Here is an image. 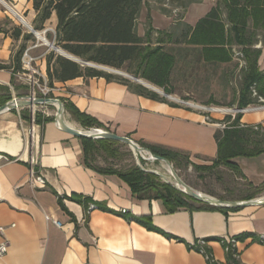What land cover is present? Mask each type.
Masks as SVG:
<instances>
[{
  "label": "crops",
  "instance_id": "0c3cea01",
  "mask_svg": "<svg viewBox=\"0 0 264 264\" xmlns=\"http://www.w3.org/2000/svg\"><path fill=\"white\" fill-rule=\"evenodd\" d=\"M189 5L181 6L183 11L177 20L169 18L163 27L168 30L175 26L172 42H167L165 47L173 49L176 59L170 88L171 94L178 96L172 101L177 106L140 95L115 79L79 76L53 83L52 96L63 99L66 121L77 128H90L74 118L65 107L68 103L117 134L179 151L194 164H209L216 156L215 132L224 128L223 117L213 121L206 114L177 102L185 96L178 94L176 83L223 84L231 75L235 59L211 68L198 62L199 69H189L190 62L197 58L190 47L177 43L186 26H194L199 19L187 18ZM159 14L151 10L155 29H162L159 18L163 14ZM35 16L36 12L33 20ZM8 23L13 24L9 19L0 22V63L11 67L0 68V84L10 88L11 97L27 96L29 72H13V56L23 34L31 31L21 27V35L15 39L11 31L16 25L8 27ZM144 32L145 23L144 29L137 30L140 36ZM26 44L28 51L40 46L36 40H28ZM257 47L261 49L258 66L264 71V43ZM48 52L32 55V62L43 78H46ZM32 108L25 106L0 113V155L3 156L0 225L4 227L0 242L4 240L8 244L0 264H209L198 251L200 239H207L203 244L205 250L221 264L227 262L222 241L236 240L239 235L243 237L235 244L238 264H264V204L227 213L187 207L168 211L163 199L140 197L120 176L102 174L88 167L82 138L59 129L48 112L41 113L40 122L34 116L31 121L30 116L25 129L18 114L21 109L32 112ZM239 123L264 127V106L241 113ZM29 130L33 134L37 170L46 180L44 185L28 182ZM96 159L95 164L103 165ZM232 161L238 165L244 182L263 186L255 197L263 195L264 151L256 156H236ZM91 205L95 207L90 208ZM45 215L59 221L60 227L46 221Z\"/></svg>",
  "mask_w": 264,
  "mask_h": 264
},
{
  "label": "trees",
  "instance_id": "16d2710c",
  "mask_svg": "<svg viewBox=\"0 0 264 264\" xmlns=\"http://www.w3.org/2000/svg\"><path fill=\"white\" fill-rule=\"evenodd\" d=\"M145 1L32 0V8L36 12L32 27L37 30L43 29L45 22L54 14L56 24L53 41L56 46L81 60L123 69L135 77L143 78L162 88L164 93L171 94L170 74L176 59L171 52L173 49L169 50L165 44L172 42L174 35L172 30L175 26L168 30L155 29L148 12L144 35H138L136 22ZM169 1L171 4L178 2L182 7L186 6L185 0ZM173 18L177 20L178 15ZM21 32L22 28L15 26L12 28L11 36L18 39ZM261 33L264 34V0H216L194 26H186L182 31V39L177 43H184L185 46L190 47L196 56L197 59L188 65L191 70L200 68L198 62H202L205 67L209 65L208 68H211V65L232 62L235 57L237 62L234 67L238 66L240 60L243 61L239 69L242 75L241 85L233 101L236 103L235 108L241 109L257 104L258 96L264 99V71L258 66L261 49L257 47L258 43H264V37L259 38ZM46 37H51V34L46 32ZM28 40H36L31 32H25L22 36V42L13 56V72H26L22 68V55ZM45 61L46 85L49 87L53 86L54 81H66L79 76L104 77L107 80H118L147 98L172 106L178 105L141 84L132 83L126 77L83 66L53 50L46 53ZM10 67V64L0 63V68ZM253 92L256 94L254 95ZM49 96L52 97V93ZM9 99H11L10 88L0 84V105ZM60 99L63 102V99ZM183 99L188 100L186 97ZM65 107L83 126L108 129L94 117L79 111L68 103ZM11 111H16V109ZM240 117L241 113L236 112L234 116L227 115L222 118L225 125L223 129L215 132L217 151L215 158L209 164H194L189 160L188 155L179 151L145 142L138 143L148 148L153 154L163 156L174 164H179L183 159L196 171L201 172H210L219 166H225L236 171L242 178L243 175L232 158L250 157L262 153L264 133L253 130L249 126H241ZM34 119L40 122L41 116L38 112H35ZM82 144L85 163L88 167L102 174L120 176L140 197L163 199L168 211H174L180 207L219 210L225 213L239 209L201 203L169 183H160L154 173L144 171L136 165L120 169L112 164L97 165L94 163L95 155L100 153L104 154L107 159L117 156L116 146L120 142L82 138ZM246 185L252 189V192L238 200L254 198L263 188V186H253L250 183ZM137 221L145 224L140 219ZM148 227L157 230L150 225ZM241 237L243 236H237L236 240ZM235 250L231 249L226 252V263L238 264L237 259L233 257ZM207 253L209 254V250Z\"/></svg>",
  "mask_w": 264,
  "mask_h": 264
},
{
  "label": "rangeland",
  "instance_id": "374dc122",
  "mask_svg": "<svg viewBox=\"0 0 264 264\" xmlns=\"http://www.w3.org/2000/svg\"><path fill=\"white\" fill-rule=\"evenodd\" d=\"M216 0H185V5L188 6L189 9H187V18L190 21L197 20L198 18L202 17L211 7V4H214ZM164 0H146L144 5L142 6L139 16L137 18L136 22V30L144 29V23L147 19V14L149 12L150 14V21H151V10L157 11L160 14V28L163 29L164 26H166V22H168L169 18L172 19L176 15H180V13L183 11L180 7L181 5L178 2H174L172 4L173 7H179L176 15H173L170 11L171 9L168 7L163 6ZM18 10L19 14L26 20L28 24L32 26L33 21V14L35 11H33L32 8V2L31 0H0V22L3 24V22L6 21V19H9L12 21L13 24L8 23V27H12L14 25L22 27L24 30L28 31V27L24 25L17 14L15 15L10 9ZM29 7V10L27 9ZM155 14V12H154ZM169 14V15H167ZM4 15V16H2ZM196 17V18H195ZM55 15L52 14V16L45 22L43 29H34L40 33V37L35 36L36 41L39 43V47L35 48L34 50H29V54L32 56L33 54L46 50L50 51L53 50L55 53L58 54V52L55 49H52L47 43H54V28L56 24ZM195 20V21H196ZM8 22V20H7ZM152 23V21H151ZM157 23V21H156ZM165 23V24H164ZM158 24V23H157ZM165 28V27H164ZM46 32H49L51 34V37H46ZM264 37V34L261 33L259 35V38L262 39ZM45 38V41L42 39ZM155 38V36H153ZM29 43V42H28ZM259 44V43H258ZM171 49V48H168ZM233 60L235 63L237 62V58H234ZM235 63L232 65L231 68V75L230 77L223 82V84L220 85H208L205 86L203 83L200 85L193 86L192 85H186L184 83H176V87L180 92H178L179 95L185 96L189 98L188 100H183L186 103H182L180 101V104L186 105L191 109L200 111L208 116L210 120H219L220 117H225L227 115H233L235 112V106L236 103H233L235 100V97L239 91L240 85H241V79L242 75L239 71L241 64L243 63L242 60H240V64L238 63L237 67L235 66ZM32 66L37 69V67L33 64ZM130 76L135 77L134 75H131L127 73L123 69H118ZM35 78H38L37 74H33ZM138 79H141L142 81L160 89L163 91L162 88L153 85L152 83L148 82L147 80L136 77ZM200 81H198L199 83ZM175 83V81H174ZM171 86V85H170ZM164 92V91H163ZM171 98L164 96L169 101H176L175 98H178L177 95L169 94ZM36 96H41L40 93L36 90ZM163 96V95H162ZM50 97V96H47ZM53 97V96H52ZM206 108H203V106ZM202 106V107H201ZM32 112L24 109L20 110V113L18 114V117L20 118L22 124L24 125L25 129H27V124L29 122L30 116H34L35 112H38L41 116V113L46 115L45 113H49L54 116L55 114V106L52 105H35L32 106ZM211 107H217L220 110L213 111L209 108ZM17 110V109H16ZM45 112V113H44ZM118 149V155L112 158H106L104 154L100 153L97 155V162H100L101 164H112L117 168L124 169L130 166H138L139 164L144 167L147 170H151L152 173H154L157 176V180L160 183H169L174 182V179L170 172L168 171V167L165 166L166 164L162 161H152L151 159H139L136 160L134 153L132 150L125 145L124 143H120L116 146ZM148 157V155H147ZM174 171L177 173V175L180 177V179L186 183L188 186L193 188L194 190L200 191L202 193L208 194L210 196L219 198L222 200H238L241 197L249 194L252 192V189L248 188L246 185V182L242 180V178L239 176V174L225 166H219L215 168L214 170L210 172H201L196 171L192 165H189L186 163L185 160H180L179 164L172 163ZM162 175V176H161Z\"/></svg>",
  "mask_w": 264,
  "mask_h": 264
},
{
  "label": "water",
  "instance_id": "95a60500",
  "mask_svg": "<svg viewBox=\"0 0 264 264\" xmlns=\"http://www.w3.org/2000/svg\"><path fill=\"white\" fill-rule=\"evenodd\" d=\"M17 13V12H16ZM18 17L23 20V24L28 27V29L37 37H40V33L33 29V27L28 24L24 18L18 14ZM45 41V38H42ZM52 49H55L59 55L73 60L75 62L81 63L83 66H89L93 67L99 70L106 71L108 73L118 74L122 76H126L129 78H132L133 80H136L138 83L144 85L145 87L163 95L166 97L171 98L169 94L164 93L163 91L159 90L158 88L142 81L141 79H138L136 77L130 76L118 69L112 68L110 66L96 64L88 61L81 60L71 54H67L56 46L54 43H47ZM178 101L182 103L187 102L178 99ZM35 105H52L55 106V114H54V121L59 129H61L64 132H67L69 134H72L74 136L80 137V138H92V139H108L120 143H124L127 145L132 152L134 153V156L136 160L138 161L141 159H151L152 161H162L166 164L168 167V171L172 175L174 182H169L172 186H174L177 190L180 192L196 199L197 201L201 203H205L211 206L215 207H224V208H241L245 206H253V205H261L264 204V194L258 197H254L251 199H245V200H222L213 196H210L208 194L202 193L200 191L194 190L190 186H188L186 183H184L180 177L177 175V173L174 171L173 166L171 162L160 155L153 154L148 148L141 146L138 142L134 141L132 138L126 135H120L117 134L111 130L100 128V127H90L88 129H82L72 126L70 123L66 121L64 118V104L62 100L58 97H42V96H22V97H16L13 96L11 99H9L7 102L0 105V113L4 111H11L12 109H18L25 106H35ZM145 152L148 157H145L142 153ZM138 167L144 171L152 172L151 170H147L144 167H142L139 162L137 163ZM162 176V175H161Z\"/></svg>",
  "mask_w": 264,
  "mask_h": 264
},
{
  "label": "built area",
  "instance_id": "2783aa9c",
  "mask_svg": "<svg viewBox=\"0 0 264 264\" xmlns=\"http://www.w3.org/2000/svg\"><path fill=\"white\" fill-rule=\"evenodd\" d=\"M163 6L170 8L173 15H176V13L179 9L178 7H173L169 0H164ZM32 61H33V58L29 54L28 49H25V51L23 52V55H22V65H23L24 70H27L29 72V76L27 77V83L30 86L29 95L36 96V90H37V92L40 93V95L42 97H47L51 93L53 86L49 87L46 85V78H43L40 75V73L38 72V70L32 66ZM33 74H37L38 78H35ZM40 79H42V81ZM253 94L255 95L256 93L253 92ZM263 106H264V99L262 97L258 96V103L257 104L248 105V106L241 108V109H235V112L232 116H234L236 112L246 113V112L254 110V109H259ZM33 120L34 119L32 116L31 121H33ZM241 126H243V127L249 126L253 130L264 133V127L257 125V124L248 125V124L241 123ZM28 137H29V139H28L29 155L26 159V163L28 165V182L30 185H37V184L44 185L46 183V180L43 177V175L40 172H38V170H37L38 160H37L36 154L34 153V150H33V145H32V140H31L33 137V134L30 130L28 131ZM2 157L3 156L0 155V159ZM93 207H95V206L94 205L90 206V208H93ZM45 219H46V221L53 222L55 225L60 227V222L57 220L51 219L50 216L45 215ZM3 230H4V227L0 225V232H2ZM205 242H206L205 239L199 240L198 251L206 257V260L208 261L209 264H218L213 259L212 255L208 254L207 251L205 250L204 245H203V244H205ZM222 243L224 244V249L226 252L230 251L231 249H236L235 248L236 240L234 238H231V239L226 240V241H222ZM7 249H8L7 242L4 240L1 241L0 242V257L6 254ZM233 257L235 259H237V251L236 250L233 252ZM221 264H235V263L234 262H229V263L225 262V263H221Z\"/></svg>",
  "mask_w": 264,
  "mask_h": 264
},
{
  "label": "bare ground",
  "instance_id": "6f19581e",
  "mask_svg": "<svg viewBox=\"0 0 264 264\" xmlns=\"http://www.w3.org/2000/svg\"><path fill=\"white\" fill-rule=\"evenodd\" d=\"M9 9H10L15 15L17 14L16 11L13 10L12 8L9 7ZM17 16H18V15H17ZM19 19H20V18H19ZM20 21L23 22V20H21V19H20ZM25 21H26V20H25ZM64 52H66V51H64ZM66 53H67V54H70V53H68V52H66ZM159 90H160V89H159ZM202 106H203V105H202ZM202 106H201V107H202ZM203 108H206V107L203 106ZM209 109H211V110H213V111H218V110H220V109L217 108V107H211V108H209ZM68 122H70V121H68ZM71 123L73 124V122H71ZM75 124H76V123H75ZM76 126H77V125H76ZM142 154H143L145 157H147V154H146L145 152H143ZM165 166H166V165H165Z\"/></svg>",
  "mask_w": 264,
  "mask_h": 264
}]
</instances>
